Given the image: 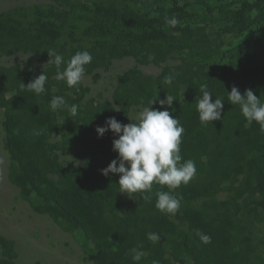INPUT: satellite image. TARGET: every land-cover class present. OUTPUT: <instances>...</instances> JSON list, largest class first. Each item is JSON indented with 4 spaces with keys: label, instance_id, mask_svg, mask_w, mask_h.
<instances>
[{
    "label": "trees",
    "instance_id": "obj_1",
    "mask_svg": "<svg viewBox=\"0 0 264 264\" xmlns=\"http://www.w3.org/2000/svg\"><path fill=\"white\" fill-rule=\"evenodd\" d=\"M120 17L139 32H130L120 41L104 42L97 50L58 44L55 30L35 35L19 27L0 30V53L5 55L31 51L49 57L47 51L55 49L68 60L77 51H89L93 60L86 65L85 75L125 56L141 65L152 62L161 69L157 76L132 69L118 77L112 102L91 100L82 106L88 88L80 83L77 92L65 81H55L53 60L40 72L21 71L17 66L0 68L9 181L21 189L36 213L48 215L65 231L76 232L93 264H137L131 249L144 253L138 264H153L154 260L159 264H264V234L258 237L255 232L256 224L264 225V132L255 121L247 122L239 106L230 104L227 93L236 86L241 94L251 89L264 100V24H257L260 19L264 22V12L250 21L242 13L233 15L231 27L240 33L257 26L238 46L234 62L217 66H209L217 53L201 29L169 30L160 20H145L132 9ZM92 29L110 33L100 24ZM175 52L188 55L178 65H165L164 60ZM42 72L48 77L45 93L37 95L21 88V83L27 85ZM170 73L175 80L171 85L163 84ZM202 84L208 85L213 101L221 97L224 102L221 120L206 126L201 124L195 105ZM166 95L175 99L171 108L158 103ZM53 96L78 105V113L72 116L76 120L72 135L60 132L61 141L51 143L49 137L59 131L58 117L70 116L65 110L50 109ZM156 98L152 107L169 110L183 125L181 155L183 160L195 161L197 173L177 189L153 184L150 202L143 198L147 193L123 198L119 174H101V169L118 156L113 151V140L118 136L111 130L98 136L96 128L105 126L110 117L127 121L133 106H149ZM34 130L41 134L34 135ZM75 142L84 150L85 164H61L56 151L64 153ZM158 190L182 196L173 218L156 209ZM220 191H227L225 199L217 197ZM196 229L209 235L211 243H202ZM149 232L158 233L160 241H150ZM15 256L13 242L0 236V264H15Z\"/></svg>",
    "mask_w": 264,
    "mask_h": 264
},
{
    "label": "rangeland",
    "instance_id": "obj_2",
    "mask_svg": "<svg viewBox=\"0 0 264 264\" xmlns=\"http://www.w3.org/2000/svg\"><path fill=\"white\" fill-rule=\"evenodd\" d=\"M131 9L145 20H160L161 26L169 30L184 27L201 29L217 53L209 66H217L234 62L238 46L257 26L240 33L231 27L233 15L242 13L249 21L258 18L264 12V0H0V30L8 32L12 27H19L34 35L55 30L58 44L97 50L104 42L120 41L130 32H139L127 24L128 19H120L125 10ZM108 15L110 19H107ZM173 15L180 21L175 28L164 20L166 16L171 18ZM95 24L104 25L110 33L93 30ZM257 24L262 26L264 22L260 19ZM187 55V52H175L163 63L178 65ZM51 64L52 59L49 57L31 51H13L9 55L0 53V68L17 66L21 71L32 69L40 72ZM132 69L149 76H157L161 71L152 62L141 65L130 56L113 59L107 68L99 66L82 78L81 84L88 88L82 106L91 100L112 102L118 77ZM95 74L98 75L96 80L93 78ZM54 80L64 81L57 79V76H54ZM54 90L57 91V88ZM143 108L141 105L133 106L127 121L121 124L138 122ZM4 118L3 110H0V236L13 242L15 264H93L77 241L76 232L65 231L48 215L36 213L32 204L23 198L21 189L9 181L10 158L3 145ZM75 127L74 117H58L59 131L51 135L48 141L60 142V132L71 136ZM56 154L58 161L65 166L85 164L82 157L84 150L78 142L64 153L56 151ZM132 195L130 197L120 192L123 198H133L135 194ZM226 196L227 191H220L217 195L219 199H225ZM169 216L173 218L174 215ZM255 232L261 237L264 225L256 224ZM187 264L191 263L187 261Z\"/></svg>",
    "mask_w": 264,
    "mask_h": 264
},
{
    "label": "clouds",
    "instance_id": "obj_3",
    "mask_svg": "<svg viewBox=\"0 0 264 264\" xmlns=\"http://www.w3.org/2000/svg\"><path fill=\"white\" fill-rule=\"evenodd\" d=\"M165 23L173 28L180 24L176 16L165 17ZM50 59L54 61L57 79L64 80L68 87L79 91V84L86 73V65L90 64L93 56L87 50L77 51L70 59L65 60L62 54L55 49L47 51ZM49 62V61H48ZM47 74L42 72L27 85L21 83V88L33 91L40 95L46 92ZM175 80L174 74L164 77L163 84L171 85ZM199 96L196 98V110L202 125L221 120L224 102L223 98L215 97L208 89L207 84L199 88ZM228 93L231 105H238L244 118L249 124L253 121L260 125V131L264 132V100L258 98L253 90L246 89L243 94L236 86H232ZM175 99L167 96L159 100L161 106L167 105L171 108ZM157 101L152 99L149 106L143 108L139 113L138 122L121 124L115 117L106 120L105 126H97L98 136H103L106 131L111 130L117 139L113 140V151L118 153L109 165L101 169V174L108 176L109 173L119 174L118 185L121 193L130 197L135 193H147L143 198L151 201L153 184L167 186L169 189H177L182 184L187 185L196 175L195 161L183 160L181 155L182 135L185 131L178 118L170 114L169 110L154 109L152 105ZM49 107L51 110H65L70 116L78 113V105H69L63 96H53ZM34 135L39 136L40 131L34 130ZM155 207L162 213L174 215L181 207L182 196L171 191L158 190L155 192ZM195 235L202 243H211V237L201 230L196 229ZM147 238L153 243L160 241V235L149 232ZM132 260L141 261L144 253L137 249H131ZM153 264H159L154 260Z\"/></svg>",
    "mask_w": 264,
    "mask_h": 264
}]
</instances>
